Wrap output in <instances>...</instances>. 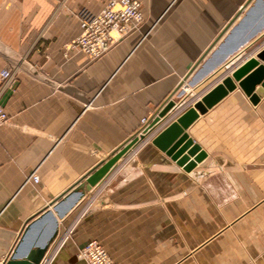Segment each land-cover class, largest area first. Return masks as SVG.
<instances>
[{
	"label": "crops",
	"instance_id": "1",
	"mask_svg": "<svg viewBox=\"0 0 264 264\" xmlns=\"http://www.w3.org/2000/svg\"><path fill=\"white\" fill-rule=\"evenodd\" d=\"M109 1L0 0V264L170 102L59 220L41 264H82L92 241L116 264H264V97L254 104L233 79L237 89L185 130L207 154L191 172L152 142L264 50V0H139L140 28L92 60L72 47L77 14Z\"/></svg>",
	"mask_w": 264,
	"mask_h": 264
},
{
	"label": "water",
	"instance_id": "2",
	"mask_svg": "<svg viewBox=\"0 0 264 264\" xmlns=\"http://www.w3.org/2000/svg\"><path fill=\"white\" fill-rule=\"evenodd\" d=\"M264 50L246 62L241 68L233 72V78L227 77L203 96L201 102L182 114L176 122L170 124L161 133L153 138L152 142L165 152L178 165L191 172L198 163H201L207 154L195 144L185 130L199 117L205 115L211 108L225 99L237 89L234 82L238 81L241 89L250 97L254 104H258L264 97ZM254 70V71H253ZM253 71L251 74H249ZM246 77V75H248ZM243 77H246L244 80ZM234 79V80H233ZM260 88L257 89V86ZM170 102L151 122L149 127L140 136H135L120 148L112 157L97 167L77 187L67 192L62 198L49 206L36 220L24 229L20 240L13 250L11 257L3 264H41L50 244L59 231V220L65 218L76 206L79 200L92 187L99 184L113 169L116 163L130 150L144 141L154 130L160 120L174 107ZM185 153H187L185 155ZM191 157L194 159L191 160Z\"/></svg>",
	"mask_w": 264,
	"mask_h": 264
},
{
	"label": "built area",
	"instance_id": "3",
	"mask_svg": "<svg viewBox=\"0 0 264 264\" xmlns=\"http://www.w3.org/2000/svg\"><path fill=\"white\" fill-rule=\"evenodd\" d=\"M81 27L80 36L73 42L72 47L90 59L95 60L110 51L113 45L131 32L138 30L144 21L142 4L139 0H110L105 8L94 13L89 9H82L77 14ZM1 77L8 83L13 81V73L9 69L1 72ZM8 115L0 106V125L5 123ZM153 119H143L137 133L140 136L149 127ZM35 183L38 176H33ZM72 230L65 233L63 247ZM82 264H115L108 251L98 242L88 243L78 254Z\"/></svg>",
	"mask_w": 264,
	"mask_h": 264
},
{
	"label": "rangeland",
	"instance_id": "4",
	"mask_svg": "<svg viewBox=\"0 0 264 264\" xmlns=\"http://www.w3.org/2000/svg\"><path fill=\"white\" fill-rule=\"evenodd\" d=\"M110 255V254H109ZM111 257V256H110ZM111 259L113 260V258L111 257ZM113 262L116 264V262L113 260Z\"/></svg>",
	"mask_w": 264,
	"mask_h": 264
}]
</instances>
